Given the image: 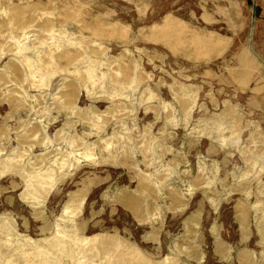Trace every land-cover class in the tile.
I'll use <instances>...</instances> for the list:
<instances>
[{
	"label": "rangeland",
	"instance_id": "rangeland-1",
	"mask_svg": "<svg viewBox=\"0 0 264 264\" xmlns=\"http://www.w3.org/2000/svg\"><path fill=\"white\" fill-rule=\"evenodd\" d=\"M0 264H264V0H0Z\"/></svg>",
	"mask_w": 264,
	"mask_h": 264
},
{
	"label": "bare ground",
	"instance_id": "bare-ground-1",
	"mask_svg": "<svg viewBox=\"0 0 264 264\" xmlns=\"http://www.w3.org/2000/svg\"><path fill=\"white\" fill-rule=\"evenodd\" d=\"M21 48V47H20ZM21 50V49H20ZM23 50V49H22ZM20 52V51H19Z\"/></svg>",
	"mask_w": 264,
	"mask_h": 264
}]
</instances>
